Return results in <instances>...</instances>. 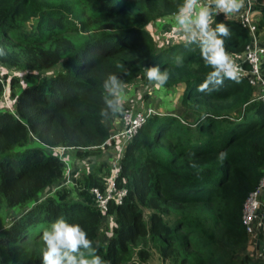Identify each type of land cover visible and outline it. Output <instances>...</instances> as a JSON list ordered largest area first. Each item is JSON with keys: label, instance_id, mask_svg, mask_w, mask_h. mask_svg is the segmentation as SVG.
Returning a JSON list of instances; mask_svg holds the SVG:
<instances>
[{"label": "trees", "instance_id": "1", "mask_svg": "<svg viewBox=\"0 0 264 264\" xmlns=\"http://www.w3.org/2000/svg\"><path fill=\"white\" fill-rule=\"evenodd\" d=\"M182 2L83 0L87 13L80 26L72 12L43 0H0V47L7 53L0 65L24 71L0 68V100L3 92L7 95L0 105V264H42L39 250L15 262L12 257L19 243L38 236L43 244V231L58 217L79 223L95 244L107 215L113 217L111 234L98 249L106 264H143L150 247L165 264H264L247 252L235 256L249 240L241 219L243 201L264 173V101L254 99V87L245 77L225 79L211 94L196 91L210 71L199 46L185 47L183 38L162 46L148 28L151 21L177 12ZM255 3L264 7V0ZM92 17L94 30L81 44L65 35L86 29ZM215 19L232 30L227 51H242L250 33L223 14ZM256 25L258 33L264 10ZM11 33L16 39L7 52L4 42ZM178 55L184 57L183 68L175 66ZM60 61L62 69L29 83L35 73L26 68H49ZM156 65L170 74L164 86L184 84L183 103L193 108L194 121L155 111L149 115L119 160L114 181L127 193L120 203L110 200L106 211L91 191L106 187L111 169L105 160L77 177L80 198L61 185L38 199L65 173V160L48 148L74 149L82 158L113 144L100 116L108 74L120 75L127 84L136 77L148 81L145 69ZM202 114L207 118L201 120ZM162 139L168 142L164 148ZM221 153H226L223 160ZM24 206L5 223L7 208ZM206 206L212 211L207 213ZM138 244L135 261L131 256Z\"/></svg>", "mask_w": 264, "mask_h": 264}, {"label": "clouds", "instance_id": "2", "mask_svg": "<svg viewBox=\"0 0 264 264\" xmlns=\"http://www.w3.org/2000/svg\"><path fill=\"white\" fill-rule=\"evenodd\" d=\"M246 0H183L175 13L176 30L183 34V45L199 46L200 55L205 66L210 68L205 79L196 91L211 94L223 86L225 79L239 82L242 69L236 64L226 49V40L232 37V30L225 22H217L215 17L223 14L225 18L239 13L245 7ZM213 25H215L213 27ZM0 47V57L6 56ZM185 60L182 55L175 57V66L183 68ZM117 68L124 66L118 64ZM125 74H129L124 69ZM145 75L149 82L157 87L166 85L170 78L167 69L156 66L146 67ZM127 83L116 73H110L102 84L104 107L100 111L101 122H106L125 112L127 103ZM207 114L201 115V120ZM226 153L220 154V159ZM42 264H106L98 254L99 241L89 238L87 231L79 223H70L63 217L54 220L41 237Z\"/></svg>", "mask_w": 264, "mask_h": 264}, {"label": "rangeland", "instance_id": "3", "mask_svg": "<svg viewBox=\"0 0 264 264\" xmlns=\"http://www.w3.org/2000/svg\"><path fill=\"white\" fill-rule=\"evenodd\" d=\"M43 1L51 3V5H54L56 7H60L65 11L72 12L69 13V15L74 17L75 21H77V24H80V26H81L80 18L85 13H87L85 6L82 4L83 0H43ZM263 10L264 7L262 5H256L255 3L254 8L251 11L252 12L251 17L254 19L255 22H258L260 20L263 14ZM76 13L79 15H76ZM175 13L176 12L167 15L161 18V20L158 19L151 21L148 26L156 42L162 46L170 45L183 38V34L176 30ZM229 18L238 21L239 15L238 13L233 14ZM83 19H85V17H83ZM31 21L32 19L30 21L25 22L26 25L25 28L29 27ZM86 21L90 23L86 29L82 28L81 30L78 31L73 30L65 34L69 36L75 44H81L87 37L91 35V33L94 30L93 27L95 26V22L97 20H95V18L92 17L90 19H87ZM98 21L103 22V19L99 18ZM257 38L262 44H264V27H262L258 31ZM15 39H16L15 34L11 33L10 35L6 36L4 42V48L6 49L7 52H10L11 49L13 48L12 43L13 40ZM17 53L19 54V51H17ZM19 56L20 58L17 59L21 63L23 62V59L20 54ZM0 68L8 70L11 73L17 72L20 75H22L24 72L19 67L10 68L0 65ZM62 68H63L62 61H60L49 68H43L37 70L33 68H26L25 70L35 73L34 76H32V79L29 81V83H32L39 76L54 73L55 71L60 70ZM127 85L128 88L126 91H127L128 100L127 103L125 104V108L132 107L135 109L147 110L148 107H151L155 112L173 114L177 116L184 123L186 121L187 122L194 121L195 115L193 114V108L183 103V91H184L183 83L175 84L170 87L169 86L157 87L155 82H149L144 80L142 77H136L133 81H131ZM6 98L7 95L5 92H3V97L0 100L1 101L0 105L3 102L2 100ZM120 116L121 115H119L118 117ZM106 124L111 125L109 123V120L106 121ZM167 143H168L167 140L165 139L161 140V144L163 148L166 146ZM118 147H119V143H115L108 147L109 150L105 149V151H103L99 156L90 155L82 158L77 157L74 154V149L62 148V146L48 148V151L57 153L60 157H62L65 160V173L63 180L49 185L45 190H43L39 194L38 199H41L45 195L53 194L55 189L60 187L61 185H66L67 187L71 188L73 197L80 198L77 192L78 191L76 184L77 177L81 175V173L85 169H87L90 165H92L93 163H98L101 160H105L107 164H109L110 166L111 173L108 175V180L110 181L112 171L114 170L113 161L118 151ZM94 159L95 161L93 162ZM262 196L264 197V194H262ZM260 201L261 204L258 208V211H259V219L261 223L257 226L256 233L254 235L253 234L249 235V240L247 244L243 246L236 253L235 255L236 259H240L243 256V253L247 252L251 255V257H253V259L261 260L264 263V198L263 199L260 198ZM212 206L214 207L215 204H212ZM212 206H206L204 207V210L207 213H209L210 211H212L213 208ZM25 208L26 206L7 208L5 223H8L15 216L19 215ZM147 211L149 210L146 209L145 213H147ZM112 224H113V217L110 215L104 216L98 235V241H100L103 244L107 242L108 236L111 234ZM37 237L27 242L19 243L15 248V250H19V252L17 256L14 255L12 257V260L15 262L25 257L34 255L36 252H38L37 250L42 251L44 245L42 244V242H40V237L38 238ZM139 246H140L139 244L135 246L134 252L132 253L131 256L132 259H134L135 261H139L138 255L136 253V249ZM149 250H150V254L148 258L143 261V264L166 263V260L162 259L156 248L150 247ZM1 264H5L4 261L1 262Z\"/></svg>", "mask_w": 264, "mask_h": 264}, {"label": "built area", "instance_id": "4", "mask_svg": "<svg viewBox=\"0 0 264 264\" xmlns=\"http://www.w3.org/2000/svg\"><path fill=\"white\" fill-rule=\"evenodd\" d=\"M254 5L255 0H246L245 7L238 13V22L250 33L251 39L242 51L230 53V55L243 70L242 77H245L254 87V99L264 101V44L257 38V25L251 17ZM153 112L151 107H148L147 110L126 107L125 112L119 117L121 128L110 135V138L114 140L113 144L119 143L118 151L113 161L114 170L111 174V180L106 182L104 190H99L97 187L91 189L95 203L102 211H106L110 200L116 203L122 202L123 197L127 193L126 187H118L114 181L118 173L119 160L126 142L132 138ZM262 194H264V173L255 188L247 194L242 204L241 219L248 235H254L257 226L261 223L258 208L261 204L260 198H264Z\"/></svg>", "mask_w": 264, "mask_h": 264}, {"label": "crops", "instance_id": "5", "mask_svg": "<svg viewBox=\"0 0 264 264\" xmlns=\"http://www.w3.org/2000/svg\"><path fill=\"white\" fill-rule=\"evenodd\" d=\"M109 123L111 124V125H108L109 126V128H110V131H111V133L112 132H115V131H117V130H119L120 129V126H121V123H120V120H119V117L117 116V117H115V118H113V119H110L109 120ZM107 150H109L108 148H107ZM105 151V150H104ZM99 155H101V154H99ZM99 155H97V156H99ZM95 161V159L93 160V162ZM254 239V238H253ZM254 241V240H253Z\"/></svg>", "mask_w": 264, "mask_h": 264}]
</instances>
